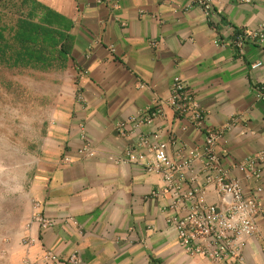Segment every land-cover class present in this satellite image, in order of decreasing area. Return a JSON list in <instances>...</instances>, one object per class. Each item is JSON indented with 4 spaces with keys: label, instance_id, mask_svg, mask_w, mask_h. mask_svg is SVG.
Listing matches in <instances>:
<instances>
[{
    "label": "crops",
    "instance_id": "1",
    "mask_svg": "<svg viewBox=\"0 0 264 264\" xmlns=\"http://www.w3.org/2000/svg\"><path fill=\"white\" fill-rule=\"evenodd\" d=\"M37 1L73 21L69 59L20 76L33 90L16 102L11 160L25 218L4 264H53L47 251L58 264L70 254L81 264H213L181 245L174 218L219 204V177L256 200L257 230L241 238V258L264 264V160L257 178L238 167L264 151V43L231 44L258 28L264 0H209L206 13L192 0ZM174 77L200 122L172 107ZM208 131L218 132L209 150ZM159 143L172 168L148 170Z\"/></svg>",
    "mask_w": 264,
    "mask_h": 264
},
{
    "label": "built area",
    "instance_id": "2",
    "mask_svg": "<svg viewBox=\"0 0 264 264\" xmlns=\"http://www.w3.org/2000/svg\"><path fill=\"white\" fill-rule=\"evenodd\" d=\"M192 1L201 6L205 13L210 7L209 0ZM247 39L256 44L264 43V20L256 30L238 33L231 44L240 49ZM260 65L261 62L257 61L251 66L254 68ZM171 92L172 107L182 113L189 112L194 122H200L202 113L194 103L192 94L187 90L185 83L179 77L173 78ZM256 92L259 97L264 98V86L258 87ZM155 114L156 111H153L150 112L149 116ZM217 137L218 132L208 131L205 140L208 150ZM164 147L163 143H159L153 148L156 164L148 167V170H156L157 165L165 167L166 170L172 168ZM79 152L86 156L94 154V150L89 146H82ZM263 160L264 151H261L255 156L248 157L238 167L241 170L249 169L257 178L259 177V170L256 167V162ZM259 190L260 188L256 189V191ZM217 191L222 196V201L219 204H197L185 216L174 218L181 245L194 244V252L207 257L213 264H243L241 258L243 244L240 240L243 236L256 233V218L261 210L253 197L244 195L238 181H224L222 177H219L217 179ZM36 219L43 229L52 225L51 219L41 217ZM213 243L216 244L215 249L212 248ZM233 243L234 245L231 246ZM45 256L53 264L60 263V260L52 252L47 251ZM62 262L63 264H81L76 254H70Z\"/></svg>",
    "mask_w": 264,
    "mask_h": 264
},
{
    "label": "trees",
    "instance_id": "3",
    "mask_svg": "<svg viewBox=\"0 0 264 264\" xmlns=\"http://www.w3.org/2000/svg\"><path fill=\"white\" fill-rule=\"evenodd\" d=\"M73 21L37 0H0V64L7 68H64Z\"/></svg>",
    "mask_w": 264,
    "mask_h": 264
},
{
    "label": "rangeland",
    "instance_id": "4",
    "mask_svg": "<svg viewBox=\"0 0 264 264\" xmlns=\"http://www.w3.org/2000/svg\"><path fill=\"white\" fill-rule=\"evenodd\" d=\"M25 70L7 68L0 64V264H4L7 245L17 243L20 223L25 218L24 204L18 196L19 171L12 168L11 161L20 134L19 128H15L19 124V107L16 102L26 99L25 95L33 91L29 85L20 82V76H25ZM15 116L13 124L12 118Z\"/></svg>",
    "mask_w": 264,
    "mask_h": 264
}]
</instances>
